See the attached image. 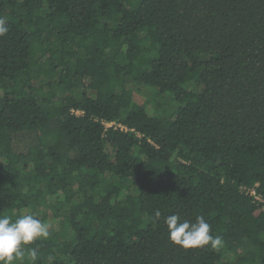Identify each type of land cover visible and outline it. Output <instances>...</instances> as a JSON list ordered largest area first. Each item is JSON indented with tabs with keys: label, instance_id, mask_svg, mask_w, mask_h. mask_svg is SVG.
I'll return each instance as SVG.
<instances>
[{
	"label": "trees",
	"instance_id": "1",
	"mask_svg": "<svg viewBox=\"0 0 264 264\" xmlns=\"http://www.w3.org/2000/svg\"><path fill=\"white\" fill-rule=\"evenodd\" d=\"M0 18V216L50 225L24 264H264L243 190L264 197V0H0ZM177 213L224 246L174 245Z\"/></svg>",
	"mask_w": 264,
	"mask_h": 264
},
{
	"label": "clouds",
	"instance_id": "2",
	"mask_svg": "<svg viewBox=\"0 0 264 264\" xmlns=\"http://www.w3.org/2000/svg\"><path fill=\"white\" fill-rule=\"evenodd\" d=\"M8 32L6 21L0 18V37ZM156 216L159 217L160 213L157 212ZM165 224L169 240L182 249L210 245L213 250H219L224 246L223 237L211 233V226L202 215L192 222L182 220L178 213L172 214L165 219ZM49 227L48 223L32 214L21 215L15 220L9 216H0V264H24V247L38 238L47 239L50 236ZM27 256L35 264L38 258L35 248L28 249Z\"/></svg>",
	"mask_w": 264,
	"mask_h": 264
},
{
	"label": "built area",
	"instance_id": "3",
	"mask_svg": "<svg viewBox=\"0 0 264 264\" xmlns=\"http://www.w3.org/2000/svg\"><path fill=\"white\" fill-rule=\"evenodd\" d=\"M106 128L109 127H115V128H120L121 130H126L125 127H123L121 124H116L114 122L111 123H105L104 124ZM247 195H249L254 202L258 204H264V197L258 194L255 189H243Z\"/></svg>",
	"mask_w": 264,
	"mask_h": 264
},
{
	"label": "rangeland",
	"instance_id": "4",
	"mask_svg": "<svg viewBox=\"0 0 264 264\" xmlns=\"http://www.w3.org/2000/svg\"><path fill=\"white\" fill-rule=\"evenodd\" d=\"M137 97H138V96H137ZM138 99L140 100L141 98H140V97H138ZM166 100H167V102L169 101L167 98H166ZM166 100H165V101H166ZM141 101H142V100H141Z\"/></svg>",
	"mask_w": 264,
	"mask_h": 264
}]
</instances>
